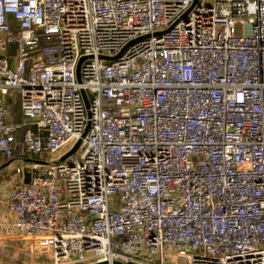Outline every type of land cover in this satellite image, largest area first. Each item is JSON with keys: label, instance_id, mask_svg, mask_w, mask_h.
Masks as SVG:
<instances>
[{"label": "built area", "instance_id": "built-area-1", "mask_svg": "<svg viewBox=\"0 0 264 264\" xmlns=\"http://www.w3.org/2000/svg\"><path fill=\"white\" fill-rule=\"evenodd\" d=\"M0 154L26 257L264 264V0H0Z\"/></svg>", "mask_w": 264, "mask_h": 264}, {"label": "rangeland", "instance_id": "rangeland-1", "mask_svg": "<svg viewBox=\"0 0 264 264\" xmlns=\"http://www.w3.org/2000/svg\"><path fill=\"white\" fill-rule=\"evenodd\" d=\"M10 49L13 50L14 47L10 46ZM16 104L14 108V113L16 115V119H21V113L19 108V95H16ZM60 150V152H62ZM38 159H46V162H49L51 159V155H40ZM16 161V160H15ZM11 162L6 169L8 174L14 173L16 167L23 168V183H29V173L28 167L24 161L17 160V162ZM7 178V176L5 175ZM6 178H3L0 182V186L6 191L8 188V184H6ZM10 181V180H9ZM18 238V237H16ZM29 244V243H28ZM27 242H24L22 239H13L10 242H4L0 246V264H51V261L47 258L45 253H41L38 255L36 251L33 252L31 257H26L25 248L28 247ZM164 263L165 264H185V260L182 258L174 257L173 255H169L164 253Z\"/></svg>", "mask_w": 264, "mask_h": 264}, {"label": "crops", "instance_id": "crops-1", "mask_svg": "<svg viewBox=\"0 0 264 264\" xmlns=\"http://www.w3.org/2000/svg\"><path fill=\"white\" fill-rule=\"evenodd\" d=\"M15 160L16 159H7L2 154H0V182L3 178H6V175V184H8V188L6 191L0 186V246L4 242H10L11 240H13L11 237L12 231L9 223L13 221L14 215L9 210L6 204V197L12 184L11 180L13 177V173L9 175L6 169L8 168L9 164ZM15 162H17V160Z\"/></svg>", "mask_w": 264, "mask_h": 264}, {"label": "water", "instance_id": "water-1", "mask_svg": "<svg viewBox=\"0 0 264 264\" xmlns=\"http://www.w3.org/2000/svg\"><path fill=\"white\" fill-rule=\"evenodd\" d=\"M116 57H114V58L102 57V58L107 59V60H112V59H115ZM81 61H82V59L78 63L77 72H76L77 81L78 82H80L79 65H80ZM81 95H82V99L84 101L85 106L88 107V101H87L86 95H85V93L83 91L81 92ZM86 130H87V128H86ZM84 135H85V133L82 135V137H84ZM79 144H80V140L74 145V147L68 153H66L63 157H61L60 160L63 161L67 157L73 155L75 153V151L77 150ZM90 264H138V263H132V262H128V263L112 262V263H110V262H107V261H101V262H95V263H90Z\"/></svg>", "mask_w": 264, "mask_h": 264}, {"label": "trees", "instance_id": "trees-1", "mask_svg": "<svg viewBox=\"0 0 264 264\" xmlns=\"http://www.w3.org/2000/svg\"><path fill=\"white\" fill-rule=\"evenodd\" d=\"M17 102V101H16ZM16 102L12 105V110H13V115H14V119L15 120H17V121H19V120H21V119H16V115H15V113H14V108H15V104H16ZM19 104V103H18Z\"/></svg>", "mask_w": 264, "mask_h": 264}]
</instances>
